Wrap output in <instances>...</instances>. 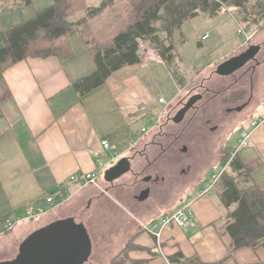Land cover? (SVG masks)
Returning <instances> with one entry per match:
<instances>
[{
    "label": "crops",
    "instance_id": "obj_1",
    "mask_svg": "<svg viewBox=\"0 0 264 264\" xmlns=\"http://www.w3.org/2000/svg\"><path fill=\"white\" fill-rule=\"evenodd\" d=\"M101 2L89 5L95 7ZM52 3L53 0H31L27 5L26 0H0V49L9 27L33 17L37 10ZM111 9L112 6L108 7L102 17ZM223 12L214 18L206 17L216 19ZM84 15L83 11L73 20ZM184 25L182 32L186 35ZM123 27L105 43H111ZM85 39L82 28H75L67 36L73 49L71 56L28 57L4 72L11 97L4 102L0 123V263L14 259L21 244L33 232L68 217L83 223L90 234L92 254L84 264L264 261V247L234 246L228 230L234 204L227 207L222 203L218 185L208 191L211 182L207 187L201 183L211 166L225 164L222 149L232 147V155L242 131L247 130L252 131L250 141L235 158L251 168V178L264 188V56L261 55L262 62L256 60L261 56H256L254 63L250 61L227 76L218 75L216 68L205 73L197 70L195 76H204L201 86L206 87V95L192 108L188 120L185 117L181 123H175L172 113L169 118L168 109L164 111V104L159 102L163 93L159 89L160 79L183 92L197 80L188 79L193 73L188 75L186 67L179 63L180 54L178 67L188 84L183 89L156 49V55L145 66L142 58L140 63L115 71L104 84L81 95L73 83L96 69L94 53ZM201 43L202 46L204 41ZM242 48L228 51L219 64ZM238 76L244 79L239 80ZM220 84L226 85L225 88L214 87ZM233 92L239 93L230 99ZM175 98L170 108L182 101L175 103ZM216 98L223 102L219 113L221 123L214 114ZM162 111L166 119L162 117L159 124L149 128L144 123L155 122L154 114ZM198 119L206 121L208 129L203 131L202 139L198 133L186 139L182 134ZM256 120L261 123L253 126ZM171 124L180 126V133L160 130L170 129ZM143 127L147 132H142ZM103 141L109 142L108 148ZM206 142L211 145L207 147ZM211 146L216 151L209 152ZM124 157L131 159L132 169L113 182L106 181V171ZM202 158L208 161L204 168H201ZM94 170L100 171L98 185L76 180L68 183L65 192L61 190V184L71 175ZM146 173L160 174L163 179L147 184L142 181ZM170 173L176 177L174 185L168 183ZM64 193L68 200L51 209L47 197L52 195L59 200ZM28 204L49 210L29 219L25 217ZM186 204L192 205L197 225L187 229L168 228L163 237L165 256L160 255L155 237L143 225L160 220ZM9 217L21 219L11 231H6L4 221Z\"/></svg>",
    "mask_w": 264,
    "mask_h": 264
},
{
    "label": "trees",
    "instance_id": "obj_2",
    "mask_svg": "<svg viewBox=\"0 0 264 264\" xmlns=\"http://www.w3.org/2000/svg\"><path fill=\"white\" fill-rule=\"evenodd\" d=\"M115 1L102 0L99 6L90 7L87 6L86 0H53L52 4L37 10L33 17L7 29L5 44L0 49V123L3 118L4 102L11 97L10 88L4 77L5 70L28 57L71 56L73 49L67 36L86 21V18L75 21L71 16L82 9L87 10L88 16H96L114 5ZM130 2L131 21L113 37L109 45L94 53V49L85 39L94 53L96 69L73 83L74 89L81 95L104 84L115 71L140 63L142 61L140 46L143 40L155 45L159 56L168 64L176 82L183 89L188 84L177 64L179 53L175 36L178 34L180 45L186 42L187 37L182 32L185 23L203 15L214 18L224 8L239 9L244 18L238 21L246 30L247 25L244 22H251L252 25L254 22V19L250 21V17L255 16L256 19L258 17L259 20H264L262 0ZM26 4L30 5L31 0H26ZM161 33L166 36L162 37ZM201 44L199 42L198 46ZM231 150L232 147L227 146L222 149V161L225 164L231 158ZM250 172L251 168L233 157L217 183L222 203L227 207L233 204L235 206L229 215L233 221L229 224L228 230L234 246L238 248L264 247V188L254 182ZM244 173L248 174V179L239 183L238 177ZM255 264H264V261Z\"/></svg>",
    "mask_w": 264,
    "mask_h": 264
},
{
    "label": "rangeland",
    "instance_id": "obj_3",
    "mask_svg": "<svg viewBox=\"0 0 264 264\" xmlns=\"http://www.w3.org/2000/svg\"><path fill=\"white\" fill-rule=\"evenodd\" d=\"M86 1H87V6H91V7H94V6L89 5V4L99 3V0H86ZM130 1L132 0H116L114 5H112V9L104 17H102V13L96 16L90 17L88 16L87 10H83V9L81 11L79 10L78 14H74L71 16V18L73 19L75 18L74 16L82 15L83 11L85 12L86 15H84L85 17L83 18H86V21L81 24L80 28H82L83 34L86 37L89 45L92 46V48L94 49L93 50L94 53L97 52L100 48L103 49L107 45H109L110 43L108 42L105 43V42L108 41V39L112 37L113 33L117 29H120L121 26L125 27L127 22L131 21L132 16L130 13V5H131ZM262 1L264 2V0ZM223 11L224 12L216 19H209L206 16H201V17H196L195 19H192V21L185 23L183 30L185 31V34L187 37V43H185L184 45H180L178 34H176L175 41L177 44L178 52L180 54L179 63L183 64L186 67L188 75L193 73L192 75L188 76V79L196 78L197 80L195 79L196 80L195 82L194 81L191 82V84L183 92L182 90L179 91V88L176 89L175 86L171 85L168 81H163L162 79H160L162 86H160L159 89L160 91H163L160 97H164L166 101L168 102V104H170L172 100L179 95L180 92L183 93V94H180V96H178L177 98H175V101H174L175 103H178L180 100H182L180 105H177L176 107H171V108L169 107V108L163 109L164 111L168 109L169 118H170L171 113H172L171 116H174L177 113V111L182 107V105L185 104V102L187 101L190 95L195 94V93H202L204 94V96L206 95V87L202 88L201 86V80L204 76L200 74H198V76H195V74H197L196 72L197 70H199V72L205 73L209 69H212V68L215 69L218 67L220 60L224 57V55H226L228 51H232L242 46L243 48L241 49V51H243L252 43L262 44V50L259 53L260 55H257V56H261V55L264 56V20H259L257 17L258 19L257 21V19L254 16V17H250V21L254 19L253 25L251 24V22H244L245 25H247L248 34L250 33L251 35V40L249 41L248 44H245V42L243 41L244 38L241 37L242 35H238V24H237L239 23L238 19L243 20L244 18L243 15L240 14L239 9L234 10V9L224 8ZM234 18H236L235 19L236 21L234 20ZM161 35L162 37L166 36V34L164 33H161ZM201 41H204L203 45L198 46V43ZM141 44L143 45L140 46V52L143 58H145V56L147 55L146 54L147 50H150L152 47H155V45H153L152 42L146 41V40L141 41ZM155 49L157 48L155 47ZM262 56L257 57L256 60L258 61V59H260V61L262 62L261 60ZM252 63H254L253 60H252ZM237 79L242 80L244 78L238 76ZM224 86L226 85H221V84L214 85V87H216L218 90L225 88ZM238 93L239 92H233L232 94L229 95V98L235 99ZM201 102L202 100L198 101L195 107L199 105ZM213 102H214L213 108L215 109L214 114L216 117H218L217 119L220 122L222 117H220L219 113H220V107L223 102L220 100V98H216ZM192 111L193 110L191 109L187 113L186 115L187 120L189 118L188 116L191 115ZM154 115H155L154 118L158 119L160 114L158 115V112H156ZM164 116L166 117V115ZM198 120H200V122ZM198 120L194 121L190 126L191 128L189 127V129L182 134L184 135L186 139L187 137L189 139L190 134H193V133H198V135L201 137L200 139H202L203 131L208 129V123L206 121L204 122L203 119H198ZM144 123H147L148 127L150 126L149 128L153 127L154 125H157V121L153 122L152 120H146ZM168 129L162 128L160 130L180 133V130H179L180 126L171 124L170 129L169 130ZM210 142L209 143L206 142L207 147L208 145H211ZM221 142L222 140L220 139V142H218L219 148H220ZM215 143H216V140L212 142V146H215L214 145ZM212 146L209 149L210 150L209 152L211 153L213 151H216V148ZM205 159H207V157H205ZM204 160L202 158L201 162H203ZM207 162L208 161H204L202 163L201 168H204ZM223 168H224V165H221V164H215L211 166L204 174V178L201 179V183H205L206 184L205 187H207L208 184L210 183V178H211L212 173L219 171ZM247 179H248V174L244 173L241 177H238V182L241 183V182L246 181ZM168 183H170L169 185H174L176 183V177H172L171 173H170V177L168 178ZM183 206L184 205L179 206L174 211L181 209ZM47 211H45L44 213H46Z\"/></svg>",
    "mask_w": 264,
    "mask_h": 264
},
{
    "label": "water",
    "instance_id": "obj_4",
    "mask_svg": "<svg viewBox=\"0 0 264 264\" xmlns=\"http://www.w3.org/2000/svg\"><path fill=\"white\" fill-rule=\"evenodd\" d=\"M261 48L262 45L259 43L250 44L240 53L222 61L215 72L220 76L235 73L254 60ZM202 98V93L190 95L172 117V121L181 123ZM131 169V159L124 157L106 171L105 180L113 182ZM91 254L92 240L88 229L75 218L68 217L56 220L33 232L21 244L20 252L14 259L0 264H84Z\"/></svg>",
    "mask_w": 264,
    "mask_h": 264
},
{
    "label": "built area",
    "instance_id": "obj_5",
    "mask_svg": "<svg viewBox=\"0 0 264 264\" xmlns=\"http://www.w3.org/2000/svg\"><path fill=\"white\" fill-rule=\"evenodd\" d=\"M238 24V34L242 35V37L245 39L244 42L245 44H248L249 41L251 40V35L250 33L248 34L247 30L243 27L242 24ZM143 45V44H141ZM153 51L147 50V55L145 58H143L141 52V57L143 58L142 65L145 66L155 55L154 51L156 50L155 47H152ZM159 102L164 104L166 108H169L168 102L164 97L159 98ZM164 116V112L160 114L159 118L155 120L157 121V124H159L162 121V117ZM165 118V117H164ZM261 122L258 120L254 121L253 126H258L260 125ZM142 132H147V128L143 127ZM251 133L252 131H247L244 130L242 131L241 134V139L238 147L236 150L232 153L231 158L227 161V163L224 165V168L215 172L212 177H211V185L207 189L208 191H212L216 186L225 172V169L228 167L229 163L235 157V155L238 153L240 148L242 146H245L249 143L250 138H251ZM104 147L108 148L109 147V142L108 141H103ZM76 180H83L85 184H99L100 181V171L94 170L92 172H83L80 174H73L69 177L67 181L61 184V190L64 192L69 189V182H74ZM68 197L65 193L61 196L59 200H56V198L52 195L47 197L48 204L50 205V208H56L59 205L63 204L68 200ZM49 210V207H36L33 204H28V206L25 209V217L26 218H36L39 215H42L45 211ZM21 217H9L5 219L4 221V228L6 231L12 230L16 224L20 221ZM197 225V219H196V214L192 208L191 204H186L184 205L181 209L176 210L171 213H167L165 216H163L160 220L157 221H152L151 224H144L143 227L150 232L154 237H155V246L157 248V251L160 255L165 256V251L163 247V237L168 228L171 226H176V227H181L184 229H187L189 227H194Z\"/></svg>",
    "mask_w": 264,
    "mask_h": 264
},
{
    "label": "flooded vegetation",
    "instance_id": "obj_6",
    "mask_svg": "<svg viewBox=\"0 0 264 264\" xmlns=\"http://www.w3.org/2000/svg\"><path fill=\"white\" fill-rule=\"evenodd\" d=\"M160 179H163V178H161V175L160 174H157L155 176V175H153L151 173H146V174H143V176H142V181H145L147 184L154 183V182H158V181H160Z\"/></svg>",
    "mask_w": 264,
    "mask_h": 264
},
{
    "label": "bare ground",
    "instance_id": "obj_7",
    "mask_svg": "<svg viewBox=\"0 0 264 264\" xmlns=\"http://www.w3.org/2000/svg\"><path fill=\"white\" fill-rule=\"evenodd\" d=\"M242 68H243V67H242ZM239 70H240V69H239ZM237 71H238V70H237ZM237 71H236V72H237ZM233 74H234V73H233ZM202 95H203V94H202ZM202 99H203V98H202ZM202 99H201V100H202ZM199 101H200V100H199Z\"/></svg>",
    "mask_w": 264,
    "mask_h": 264
}]
</instances>
